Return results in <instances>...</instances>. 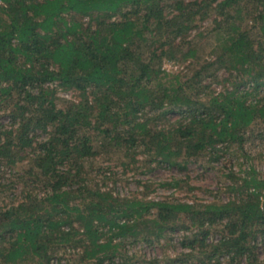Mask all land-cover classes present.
I'll list each match as a JSON object with an SVG mask.
<instances>
[{
    "label": "trees",
    "instance_id": "1",
    "mask_svg": "<svg viewBox=\"0 0 264 264\" xmlns=\"http://www.w3.org/2000/svg\"><path fill=\"white\" fill-rule=\"evenodd\" d=\"M213 35V60L188 76L164 69ZM58 87L77 99L59 105ZM263 91L264 0H0V178L18 188L0 206V264H73L74 253L133 264L128 246L177 231L181 262L264 264V177L250 166L238 180L230 159L248 143L264 149ZM113 151L125 169L139 156L179 169L231 163L233 198L122 196L93 165Z\"/></svg>",
    "mask_w": 264,
    "mask_h": 264
},
{
    "label": "rangeland",
    "instance_id": "2",
    "mask_svg": "<svg viewBox=\"0 0 264 264\" xmlns=\"http://www.w3.org/2000/svg\"><path fill=\"white\" fill-rule=\"evenodd\" d=\"M168 1L175 2L178 0ZM183 1L189 2L193 0ZM210 22L211 19H207L203 23V26L207 27ZM203 40L204 44L201 46V50L197 56L190 57L184 63L179 61H165L163 65L164 69L170 74L182 73V75L188 76V74L193 73L194 69L199 68L197 64L198 59H202V62L204 60H213L216 56L215 52H218V48H220L218 46L220 44L219 38L213 35L211 38ZM191 62L195 63V65H191ZM228 85L221 83L213 84L212 87L218 93L220 90H226L225 88ZM261 94L264 95V91ZM56 97L58 104L63 105L69 101H75L77 99V92L58 87ZM176 119L177 115H173L166 122L170 123ZM257 144L248 143L244 151L242 149H236L233 152L232 150L230 159L234 162L233 168L237 173L236 178H239L238 180L245 176V171L250 166L255 167L257 172L264 177V149H258L256 147ZM124 161H129V158L122 160V153L119 151L103 153L93 161L94 167L103 165L110 170L108 178L93 170L94 173L98 174L97 178L101 181L105 180L107 187L114 189L115 192L122 196L133 195L132 197L137 198L166 199L171 201L198 200L203 204L210 202L225 203L233 198V193L229 190L231 163L227 167H223L221 163H215L212 166V164H206L207 159L205 158L190 163L186 169H179L177 166L170 167L162 163L158 164L155 161L152 162L150 157L139 156L136 165L134 164L125 169L123 165ZM5 174H8V172ZM6 178L7 176H5ZM3 179L0 178V206L11 203L12 199L16 201L15 189L17 187L13 185L14 191H6L3 189V184L5 183ZM178 181L180 182L178 186L170 185V183H176ZM184 235V232L177 231L168 235V238L166 237L154 246L146 243L128 246L131 263L145 264V262L149 263V260L157 259L160 264H199V261L191 260L181 262V259H184L183 253L186 251L182 247ZM218 238L219 235H213L210 238V242H216ZM261 256L264 258V244L261 249ZM200 257L203 256L200 255ZM200 257L195 259L198 260ZM79 259L80 254L74 253L72 263L79 264ZM210 264H230V262L226 257L219 256L211 259Z\"/></svg>",
    "mask_w": 264,
    "mask_h": 264
}]
</instances>
